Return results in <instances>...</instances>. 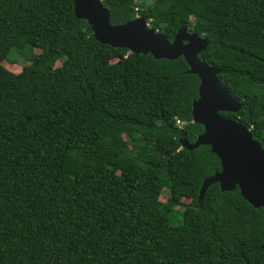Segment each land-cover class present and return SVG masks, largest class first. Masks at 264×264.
I'll list each match as a JSON object with an SVG mask.
<instances>
[{"label":"trees","instance_id":"16d2710c","mask_svg":"<svg viewBox=\"0 0 264 264\" xmlns=\"http://www.w3.org/2000/svg\"><path fill=\"white\" fill-rule=\"evenodd\" d=\"M100 2L111 25L202 37L240 103L219 115L264 149V0ZM198 83L182 58L97 43L72 0H0V264H264V210L203 186L218 159L189 148Z\"/></svg>","mask_w":264,"mask_h":264},{"label":"water","instance_id":"95a60500","mask_svg":"<svg viewBox=\"0 0 264 264\" xmlns=\"http://www.w3.org/2000/svg\"><path fill=\"white\" fill-rule=\"evenodd\" d=\"M73 15L89 27L93 39L128 53L150 55L154 60L182 58L187 73L197 77V97L190 105L191 122L202 127L189 148L208 146L217 157L219 170L204 180L203 186L217 183L221 192L237 188L252 208L264 210V149L248 129L219 113H236L240 103L219 85V69L206 65L197 55L206 44L202 37L180 27L171 41L150 30L139 17L122 24H109V13L100 0H72Z\"/></svg>","mask_w":264,"mask_h":264},{"label":"rangeland","instance_id":"374dc122","mask_svg":"<svg viewBox=\"0 0 264 264\" xmlns=\"http://www.w3.org/2000/svg\"><path fill=\"white\" fill-rule=\"evenodd\" d=\"M33 52L34 53H38L39 51L36 50V49H34ZM10 59L15 60L16 63H8V62H6V61H8ZM6 61H3L2 62V66L7 71H9L11 73H18V72H20L21 67L25 64V62L23 61V59L20 56L15 55L13 51H11L9 53V55L7 56V60ZM57 66H59V63L58 62L55 63V67H57ZM181 125H182L181 121L179 123H177V126L180 127ZM166 193H167V190L166 189H163L162 195L159 197V200L160 201L164 202L166 200ZM180 201L184 205H187V204H189V202L191 201V199L182 198ZM178 209H181V208H178Z\"/></svg>","mask_w":264,"mask_h":264},{"label":"built area","instance_id":"2783aa9c","mask_svg":"<svg viewBox=\"0 0 264 264\" xmlns=\"http://www.w3.org/2000/svg\"><path fill=\"white\" fill-rule=\"evenodd\" d=\"M175 123L177 124V123H178V121H175Z\"/></svg>","mask_w":264,"mask_h":264}]
</instances>
